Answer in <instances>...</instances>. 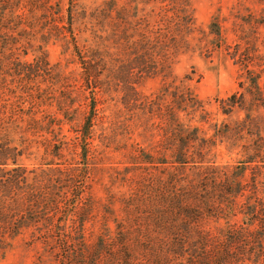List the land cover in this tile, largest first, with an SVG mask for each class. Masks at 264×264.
<instances>
[{"label": "rangeland", "instance_id": "rangeland-1", "mask_svg": "<svg viewBox=\"0 0 264 264\" xmlns=\"http://www.w3.org/2000/svg\"><path fill=\"white\" fill-rule=\"evenodd\" d=\"M151 1L132 17L133 0H0L13 12L1 20L0 144L16 141L29 180L48 162L68 175L65 196L0 249V264H64L62 243L74 238L86 264L100 252L98 264H116L152 199H224L239 182L242 210L227 219L241 226L256 214L249 228L264 233V0H189L174 25L151 21ZM91 44L109 54L110 88L84 79ZM36 75L44 82H24ZM211 213L201 229L218 239L228 223ZM262 235L249 264H264Z\"/></svg>", "mask_w": 264, "mask_h": 264}, {"label": "trees", "instance_id": "trees-1", "mask_svg": "<svg viewBox=\"0 0 264 264\" xmlns=\"http://www.w3.org/2000/svg\"><path fill=\"white\" fill-rule=\"evenodd\" d=\"M139 2H143V0H133L135 14L132 17L138 11L144 10V7L138 8ZM151 3V9L149 10L152 17L151 21L154 23L159 22L156 19L160 17L161 21L164 17L167 25H174L176 22L175 14L180 12L179 6L184 5V7L182 6L186 10L184 12H188L189 0H152ZM9 14H13L11 9L4 8L1 5L0 32L2 28L8 29L2 24L1 20ZM178 16L180 19V14ZM73 18V14L70 12L68 23L71 26L74 24ZM70 30L73 38L76 37V32L72 28ZM170 30L173 31V29ZM3 32L7 33V31ZM90 48L86 46L83 52L84 55H82L85 65L84 79L96 91L110 88L106 78L110 79L105 75L106 72H110V65H107L106 60V58H109V54L104 53L103 49L98 47L97 44H91ZM82 50L83 48L80 49V51ZM85 53L87 54L85 55ZM39 66L35 64L33 66L35 69L32 70L36 72ZM119 71V73L116 72L117 77L121 73V70ZM27 72V67H24L19 74L26 75ZM116 76L111 77L113 80H118ZM129 76L130 74L127 73L126 77L128 79H130ZM29 81L43 83L44 78L37 76L35 79L24 80L25 83ZM132 83L135 82H125L126 85L134 88ZM172 95L179 97L177 93ZM67 96L63 95L60 99L62 101H72ZM90 120V117H87L86 124L83 125V127L85 126L82 131L83 139L90 132ZM18 128L20 129L21 126H18ZM49 130L47 129L46 132L50 135L51 131ZM187 148L182 152H178L180 159L181 155L186 154ZM42 155L44 157V154ZM43 157L41 156L40 160H43ZM24 159L26 158L23 151L18 148L16 141L2 138L0 144V193L4 197L0 198V249H4L7 244L9 245L10 241L20 235L24 229L38 224L41 218L49 213V210L57 206L58 200L65 196L68 189L67 180L65 181L68 176L67 173L51 167L50 162L45 163L47 167L40 168L39 174L36 173L32 177L36 181L29 180ZM31 185L33 186L31 187ZM237 186L238 190L236 188L229 197L224 199H216L210 195L207 196L208 194L201 196L203 199L182 198L183 195L180 198L179 196L178 198L170 196L171 199H168L169 197L152 199L154 214L151 213L150 220L145 223V230H138L135 234L133 232L125 234L120 243L123 245L124 251H121V255L114 256V261L116 264H249L250 259L258 255H253L248 247L254 238H263L262 234L264 233L256 234L249 228L257 220H260L256 214L243 212L246 215L251 214L252 217H249L247 221L244 219L241 226L234 227V224H231L227 219L230 216H236L242 210V205H239L236 194L242 191L243 188L240 182ZM201 191H205L202 186ZM206 211L207 213L214 212L211 213L213 218L217 217V212H219L226 219L228 224H225L218 233L221 238L217 239L212 232L201 229ZM251 212L253 213V211ZM42 240L45 245L52 241L47 237ZM81 240L74 238L71 244L66 240L63 241L64 264H86L89 251L79 245L78 242L81 243ZM218 242L220 244H216ZM51 244H55L54 241ZM100 256L101 252L95 258L97 259ZM96 259H94V264H98Z\"/></svg>", "mask_w": 264, "mask_h": 264}]
</instances>
